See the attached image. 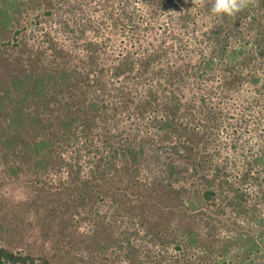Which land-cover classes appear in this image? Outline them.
<instances>
[{"label":"trees","instance_id":"obj_1","mask_svg":"<svg viewBox=\"0 0 264 264\" xmlns=\"http://www.w3.org/2000/svg\"><path fill=\"white\" fill-rule=\"evenodd\" d=\"M185 1L0 0V264H264V0Z\"/></svg>","mask_w":264,"mask_h":264},{"label":"rangeland","instance_id":"obj_2","mask_svg":"<svg viewBox=\"0 0 264 264\" xmlns=\"http://www.w3.org/2000/svg\"><path fill=\"white\" fill-rule=\"evenodd\" d=\"M178 1V0H177ZM188 1V0H187ZM187 1H185V3H187ZM248 2V1H247ZM247 2H246V4H247ZM253 4H255V0L254 1H251ZM141 4V3H140ZM179 4V7L178 8H182V3H178ZM196 4V3H195ZM251 7V6H250ZM250 7H249V9H250ZM255 8V5L252 7V9H254ZM248 9V10H249ZM198 10V9H197ZM196 10V11H197ZM254 11L255 10H253L251 13H250V15L252 16L253 15V13H254ZM197 19H198V22H200L199 21V19H200V17H197ZM250 20V17L247 19V21H249ZM191 30V29H190ZM204 30V28H199V29H197V31H196V33H195V35H197L198 36V38H201L202 37V31ZM190 35L191 34H187V35H185L186 36V38H189L190 37ZM39 38H41V37H39ZM129 45V44H128ZM196 54L195 53H191V56L192 57H194ZM261 76L263 77L264 76V72H262L261 71ZM261 83H262V81H261ZM260 83V84H261ZM245 88V94L247 93V95L248 94H251V92H252V89L251 88H249V86H246V87H244ZM257 115V114H256ZM257 119V118H256ZM258 120H260V119H258ZM264 118L262 119V120H260V123H261V126H263V128H258L257 130L256 129H253L251 132H250V136H251V141L253 142V143H255V142H261V141H264V137H263V135H264ZM254 133H256V134H254ZM246 135H248V134H246ZM252 136H253V138H252ZM248 138V137H247ZM23 185H20L18 182L17 183H15V182H13V183H11V182H9V181H4L2 178L0 179V210H2V212H0V214H3V213H5V214H7V212H5V209L8 207V206H10V205H12V204H17V202H27L26 200H28L29 199V192H30V189H28V188H26V187H22ZM3 203V204H2ZM6 207V208H5ZM5 208V209H4ZM9 209H10V207H9ZM10 214V216H14V212L11 214V213H9ZM42 214V213H41ZM29 215H32L31 213H29ZM2 216H4V214L2 215ZM30 218V220H32V222H35L36 220H35V218L33 219V217L32 216H30L29 217ZM32 228H38V227H36V226H32ZM14 238V240L16 239L15 237H13ZM0 244H1V238H0ZM13 246L16 248V247H18V248H21L22 246L21 245H19L18 244V242H14L13 243Z\"/></svg>","mask_w":264,"mask_h":264},{"label":"clouds","instance_id":"obj_3","mask_svg":"<svg viewBox=\"0 0 264 264\" xmlns=\"http://www.w3.org/2000/svg\"><path fill=\"white\" fill-rule=\"evenodd\" d=\"M246 6V0H214L211 11L215 15L235 16Z\"/></svg>","mask_w":264,"mask_h":264}]
</instances>
